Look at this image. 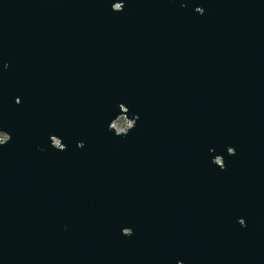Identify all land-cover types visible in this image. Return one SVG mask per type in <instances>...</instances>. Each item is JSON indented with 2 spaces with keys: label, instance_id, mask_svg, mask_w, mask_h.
Segmentation results:
<instances>
[{
  "label": "water",
  "instance_id": "95a60500",
  "mask_svg": "<svg viewBox=\"0 0 264 264\" xmlns=\"http://www.w3.org/2000/svg\"><path fill=\"white\" fill-rule=\"evenodd\" d=\"M0 135V264H264V0H0Z\"/></svg>",
  "mask_w": 264,
  "mask_h": 264
},
{
  "label": "rangeland",
  "instance_id": "374dc122",
  "mask_svg": "<svg viewBox=\"0 0 264 264\" xmlns=\"http://www.w3.org/2000/svg\"><path fill=\"white\" fill-rule=\"evenodd\" d=\"M125 125H126V122H124L123 118H119V119L115 122V127H114V129H115L116 131H119L118 129L123 128ZM0 138H1V139H4L5 136H4V135H0Z\"/></svg>",
  "mask_w": 264,
  "mask_h": 264
},
{
  "label": "built area",
  "instance_id": "2783aa9c",
  "mask_svg": "<svg viewBox=\"0 0 264 264\" xmlns=\"http://www.w3.org/2000/svg\"><path fill=\"white\" fill-rule=\"evenodd\" d=\"M125 122V121H124ZM126 126H127V124L123 127V128H120V129H118L119 131H121V130H124L125 128H126ZM113 127H115V123L113 124Z\"/></svg>",
  "mask_w": 264,
  "mask_h": 264
}]
</instances>
